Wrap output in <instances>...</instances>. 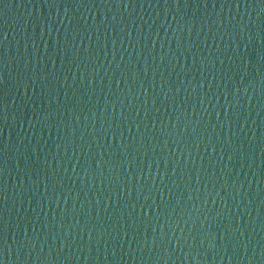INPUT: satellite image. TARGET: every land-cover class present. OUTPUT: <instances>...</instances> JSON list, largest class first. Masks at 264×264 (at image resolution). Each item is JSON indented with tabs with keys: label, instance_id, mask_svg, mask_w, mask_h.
Returning a JSON list of instances; mask_svg holds the SVG:
<instances>
[{
	"label": "water",
	"instance_id": "95a60500",
	"mask_svg": "<svg viewBox=\"0 0 264 264\" xmlns=\"http://www.w3.org/2000/svg\"><path fill=\"white\" fill-rule=\"evenodd\" d=\"M4 264H264V0H0Z\"/></svg>",
	"mask_w": 264,
	"mask_h": 264
},
{
	"label": "snow or ice",
	"instance_id": "6c2138e0",
	"mask_svg": "<svg viewBox=\"0 0 264 264\" xmlns=\"http://www.w3.org/2000/svg\"><path fill=\"white\" fill-rule=\"evenodd\" d=\"M0 264H4V261L3 260H0Z\"/></svg>",
	"mask_w": 264,
	"mask_h": 264
}]
</instances>
